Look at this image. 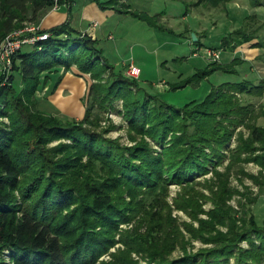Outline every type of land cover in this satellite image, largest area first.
<instances>
[{"label":"trees","instance_id":"1","mask_svg":"<svg viewBox=\"0 0 264 264\" xmlns=\"http://www.w3.org/2000/svg\"><path fill=\"white\" fill-rule=\"evenodd\" d=\"M71 1L0 0V41L26 20L39 24L56 3L72 11ZM92 1L100 9L113 8L157 26L158 17L131 10L124 0ZM229 1L197 0L195 4L215 8ZM247 3L251 8L264 7V0ZM39 32L49 35L28 45L32 49H24L25 45L15 52L8 77L0 73V264H7L2 258L6 250L13 264H95L115 245L118 225L135 218L147 197H153L152 205L164 201L168 183L181 184L177 207L199 222L198 226L185 224L190 238L169 215L155 220L157 212H149L147 232L139 233L140 224L125 230L126 249L114 254L112 262L101 264H139L131 257L134 251L142 253L145 264H264V222L259 224L248 209L238 216L228 203L239 192L228 183L237 164H257L259 174L250 176L262 184L264 105L253 98L263 97L264 80L226 82L196 103L175 107L143 91L139 78L115 70L97 47L100 37L79 31L71 20ZM255 34L238 28L222 41L234 48L256 39L253 45L264 47V37ZM237 62H210L204 73L234 72ZM74 69L92 79L84 95L83 119L68 120L36 110L35 93L43 74ZM17 78L21 92L15 87ZM60 80L58 76L51 89ZM140 92L146 93L142 99ZM118 101L131 144L105 136L115 125H103L107 120L103 112L117 111ZM260 118L263 122H258ZM240 126L247 135L237 130ZM233 135L237 143L230 148ZM60 138L68 142L47 147ZM225 157L228 162L220 171L217 166ZM209 167L213 176L205 182L211 194L191 191L193 183L201 184L194 179L208 173ZM211 182L219 183L217 189ZM199 198H208L213 207L204 210ZM200 213L208 217L201 218ZM191 239L206 246L189 251ZM243 240L248 247L240 246ZM179 247L181 255L172 257Z\"/></svg>","mask_w":264,"mask_h":264},{"label":"rangeland","instance_id":"2","mask_svg":"<svg viewBox=\"0 0 264 264\" xmlns=\"http://www.w3.org/2000/svg\"><path fill=\"white\" fill-rule=\"evenodd\" d=\"M124 1L132 6L131 10H139L146 12L149 16L158 17L157 26H151L147 20L131 14L117 12L113 8L101 9L102 11H100V8L92 0H86L85 2H80L79 0L74 11L79 10L80 12V10H84L85 16L82 21L85 25L93 18L96 20L98 24L96 29L101 34L98 43L104 50L103 57L109 63L114 66L117 65L118 68L121 60H123L125 51L126 57H133L141 70V76L138 80L140 88L153 96L159 95L162 100L175 107H182L189 103H196L195 101L199 99H204L212 88L218 87L219 83L230 77L229 75H234V72L222 70L204 73L209 68L210 62H217L222 65H231L235 60L242 62V59L239 58H233L227 63L225 61L229 59L228 55L232 54L233 56L234 52L244 55V52H248L247 50L250 46L256 42V39H253L232 48L231 44L222 41V38L227 36L229 32L242 28L247 33L254 34L256 32L255 36L259 38L264 37V7L251 8L248 6L247 0H231L226 5H220L215 8L197 5L195 4L197 0ZM56 11L61 13L64 9L61 8ZM163 11L165 12L161 14ZM56 13L54 12L50 17L47 22L48 25L51 24L53 17L57 18L55 16ZM29 24L36 25L37 22L24 21L20 27L7 33L0 43L6 41L10 33L21 30ZM75 27H78L76 23ZM108 33L113 36V40H107ZM192 33L199 34L200 43L193 41ZM189 37H191V40ZM24 49H32V47L27 45ZM211 50L220 51L219 60L211 61L208 59V51ZM244 67L246 68L247 66L244 65ZM125 68L121 67V72L124 73ZM11 71L10 66L2 62L0 58V73H4L8 77ZM58 76H61L59 84L55 89H51ZM42 80L40 88L35 93L37 98L36 110L68 120L80 121L83 119L86 110L84 95L88 91V86L92 83L89 74H79L76 69L61 70L60 74L52 72L49 75L43 74ZM173 85H178L179 87L172 88ZM15 87L17 91L21 92L23 86L19 78L15 82ZM145 92L143 93L146 96ZM143 93L140 92L139 94L141 99L143 98ZM244 100L247 101L248 99ZM253 101L261 102L257 98H253ZM115 104L118 108L117 111L115 110L111 113L103 112V115L107 117L106 123L103 122V125L107 126L111 123L115 125V128L108 131L105 136L110 138L119 137L123 144H131L127 140L128 124L119 111L122 110V103L118 101ZM258 108L259 106L256 104L255 109L258 110ZM261 119L263 118H260L258 122H263ZM4 120L8 122L7 118H4ZM237 130H243L247 135L246 129L242 126L238 127ZM62 142H68V140L65 138L55 139L49 142L47 147L49 148ZM236 143L237 137L233 135L228 145L230 148H234ZM154 147L160 150L159 146L154 145ZM227 162L228 158L225 157L222 163L217 166L218 169L224 171ZM212 169V167H209L208 173L202 176L199 175L194 179L197 182H201V184L193 183L191 191H200L206 196L211 194L210 188L206 186L205 181L212 178ZM241 169L245 173H241ZM259 172L260 167L253 162L234 166L230 172L228 183L232 189L235 188L239 192L234 193L228 203L237 211L235 214L238 216L241 211L243 212L247 209L253 211L258 223L262 224L264 222V177L259 176L262 184H257L254 178L250 176L258 175ZM211 185L217 189L219 183L211 182ZM181 192H183L181 184L168 183L167 193L163 202L158 203V205H152L153 197H147L144 207L139 209L135 218L128 223H120L118 225L114 235L115 245L104 253L95 264L112 262L115 260L114 254H117L119 250L126 249V242L122 239L125 230L134 229L136 225L140 224V227H138L139 233H146L150 223H147L145 218H147L146 216H148L149 212H157L153 217L155 220H163L169 215L175 220L178 227L186 235V238L189 239L185 224L193 223L198 226L199 222L192 219L185 210L177 207L176 199ZM241 193H245V195H241ZM142 198L140 197L139 199ZM250 198L255 199V201H250ZM126 199L128 198L126 197ZM240 200L243 203L242 205H240ZM199 202H201L202 208L206 211L213 207L208 198H199ZM199 217L207 218L208 216L206 213H200ZM220 228L226 231L225 226ZM204 246L206 245L200 240L191 239L187 249L195 252ZM240 246L246 248L248 243L243 240ZM181 253V248H176L172 257H177ZM131 257L139 264L146 263L142 253L134 251L131 253ZM2 258L7 264H13L8 250L5 251Z\"/></svg>","mask_w":264,"mask_h":264},{"label":"crops","instance_id":"3","mask_svg":"<svg viewBox=\"0 0 264 264\" xmlns=\"http://www.w3.org/2000/svg\"><path fill=\"white\" fill-rule=\"evenodd\" d=\"M85 1L86 0H80V2H85ZM77 2H79V0H72L71 1L70 10H72V11H70V12H69V6L65 5V4L60 6L57 9V10H59L61 8L64 9V11L61 13L59 11H56L53 9L48 11L47 14L40 21V23H39L40 27L44 28V29H48L54 25H57V24L65 21V20L69 19V20H71L72 26L75 27V23L77 24L78 27H75V28H77L79 31L84 32V33L86 32L89 35H91L93 38H95L96 36L100 37L101 34L98 33V30L96 29V27L95 28L92 27L93 22H96V20L93 18V19H91V21H89L87 23V25H85V23H83V21H82V20H84L82 18L85 16L83 13L84 10H80V12H79V10L76 12L74 11V8H75ZM100 11H102V10L100 9ZM54 12H57L55 14V16H57V18L53 17L54 19L52 18L51 24L48 25L47 22L49 21L50 17L53 15ZM76 15H77V17H76ZM90 24H91V26H90ZM97 27H98V24H97ZM107 40H113V36L110 33L107 34ZM99 44L100 43H97V47L101 48L99 46ZM247 51L248 52H246V51L244 52V55L241 53L237 54L238 52H234L233 56H232V54L228 55L229 59L225 61L226 63L229 62L230 60H232L233 58L242 59V62L240 61L239 64H236L234 66V70H235L234 75H229L230 77L228 79L222 81L221 83H219V85L226 83V82H233V83L234 82H240V81L245 80V79L253 81V82H259L261 80H264V48L263 47H255L254 45H252V46H250V48ZM125 58H127V57H126V52L124 51L123 60H121V63L118 65L119 66L118 68H117V65L114 66L115 70L118 71L120 69V71H121L122 70L121 67L122 68L127 67V65L130 63L136 64L133 57H129V58H127V60H125ZM244 65H246L247 67L245 68ZM219 72H221V71H219ZM140 76H141V74H140ZM260 101L264 105V95L262 98H260Z\"/></svg>","mask_w":264,"mask_h":264},{"label":"built area","instance_id":"4","mask_svg":"<svg viewBox=\"0 0 264 264\" xmlns=\"http://www.w3.org/2000/svg\"><path fill=\"white\" fill-rule=\"evenodd\" d=\"M59 5L56 3L53 6V10H57ZM92 26L97 27V23L93 22ZM41 30L40 24H29L23 29L10 33L3 43H0V58L2 62L7 63L9 66L12 62V56L25 45H34L38 40H42L48 37L47 32H39ZM208 59L211 61H217L220 59L219 50L208 51ZM140 68L136 64L130 63L125 68L124 74L127 77L138 79L140 76Z\"/></svg>","mask_w":264,"mask_h":264},{"label":"water","instance_id":"5","mask_svg":"<svg viewBox=\"0 0 264 264\" xmlns=\"http://www.w3.org/2000/svg\"><path fill=\"white\" fill-rule=\"evenodd\" d=\"M41 30H44V28H41ZM192 39L193 41H197L198 38L195 33H192Z\"/></svg>","mask_w":264,"mask_h":264}]
</instances>
